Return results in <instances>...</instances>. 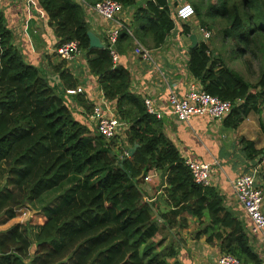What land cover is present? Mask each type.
Wrapping results in <instances>:
<instances>
[{
    "label": "trees",
    "instance_id": "1",
    "mask_svg": "<svg viewBox=\"0 0 264 264\" xmlns=\"http://www.w3.org/2000/svg\"><path fill=\"white\" fill-rule=\"evenodd\" d=\"M55 30L57 47L71 41L80 44L93 78L105 98L116 102L122 120L129 124L124 139L105 140L80 122L69 105L67 90L79 82L65 62L52 65L58 85L28 64L13 44L0 10V168L7 179L0 188V225L17 218L18 211L35 204L47 192L66 181L82 180L75 199L43 225L16 223L0 232V264H173L175 248L164 247L166 236L157 240L162 226L167 232L188 228L186 216L201 225V236L218 245L220 253L242 264H264L244 224L225 206L214 187L195 183L177 147L165 135L164 126L146 114L141 97L130 93L132 75L114 65L108 47L90 49L91 26L84 9L72 0H38ZM91 5L102 0H85ZM133 7L136 0H115ZM129 26L141 43L158 49L177 28L169 0H142ZM195 17H201L204 1L212 15L225 21L224 36L239 57L252 56L264 66V0H201L190 2ZM182 25H179V27ZM212 26L207 27L210 31ZM191 36L188 23L181 28ZM133 38L127 30L119 37L121 55ZM209 45L200 42L189 49L190 75L210 95L235 106L223 121L237 130L250 115L258 116L264 133V68L257 84L248 82L222 57L209 55ZM85 109L86 121L93 106L84 95L75 96ZM251 161L264 157V149L243 141ZM138 146L133 157L130 148ZM118 153H116V151ZM166 176L159 201L147 200L145 179L151 172ZM36 214L44 215L43 210ZM40 211V213H39ZM42 212V213H41Z\"/></svg>",
    "mask_w": 264,
    "mask_h": 264
},
{
    "label": "crops",
    "instance_id": "2",
    "mask_svg": "<svg viewBox=\"0 0 264 264\" xmlns=\"http://www.w3.org/2000/svg\"><path fill=\"white\" fill-rule=\"evenodd\" d=\"M72 1L79 4L77 0ZM169 1L171 7L172 4H174V7L175 5H181L178 4L179 0ZM142 4V0H136L135 6L125 7L120 22L130 26L135 12ZM174 7H172V12L175 17L177 12ZM0 10L4 14L6 28L13 33V44L23 55L25 61L41 71L47 70L48 72H45V74L48 73L47 77L49 76L51 80L57 76L52 65L61 62L57 57H52L51 50L57 45L58 41L54 33L55 30L50 26L48 16L40 6L39 1L2 0L0 1ZM85 15L92 31L105 42V32L108 25L95 13L85 12ZM175 19L178 26L188 23V21L177 20L176 17ZM34 36L41 37L45 45L43 48H38V45L34 42ZM187 40L191 42L190 36L183 34L180 28L176 29L164 46L158 49L151 47L156 63L150 65L134 57L130 46L126 53L120 56V65L127 68L132 75L130 93L141 97V99L151 95L159 103L165 104L172 91L184 93L189 86L199 85L198 81L189 73L188 63L191 45H186ZM200 42H203L202 37L199 38ZM72 66L73 68L70 69L74 77L86 80L85 85L90 99L94 101V98H99L101 90L98 83H96L97 81L95 82L91 75L87 59H79ZM71 106L73 108L72 103ZM73 109L76 118L80 122L86 120L84 118L85 109L82 110L78 106ZM87 122L84 123L88 124L89 122ZM161 122L164 126L165 135L177 147L182 159L204 163L219 160L223 163L221 166L215 167L212 186L216 187L224 197L226 208L244 224L246 231L254 239L253 246L255 250L264 260V241L259 236L250 234L251 222L246 217L232 188V182L235 178L256 172L257 183L264 193V157L251 161L243 143L244 140L253 142L255 149L261 151L264 149V139L258 140L255 137L256 135L252 136L254 129L252 130L253 125L250 122L248 123V119L237 130L227 129L224 127L223 122L214 123L206 117H196L188 124L178 123L169 117H165ZM90 127L93 132L96 131L93 126L90 125ZM222 166H225V168ZM4 171L0 168V188L7 179L6 170ZM148 177L150 178L149 182L144 183L147 200L151 202L159 201L160 208L164 211L166 208L163 206L165 203L162 202V192L167 187L165 183L166 176L164 173L154 171ZM186 218L188 228L178 231L179 235L175 239H171L168 235L163 243L164 247L178 250L176 257L168 259L169 263L217 264L219 257L222 255L218 245L208 244L206 234L201 236V231L204 230L207 223L204 222L201 225L189 215ZM33 220L38 225H43L47 218L44 215H38L36 218L34 216ZM18 222L16 218L0 225V232L7 231L13 226V223ZM170 234L174 236L175 231L170 232ZM161 239L158 238L157 240Z\"/></svg>",
    "mask_w": 264,
    "mask_h": 264
},
{
    "label": "built area",
    "instance_id": "3",
    "mask_svg": "<svg viewBox=\"0 0 264 264\" xmlns=\"http://www.w3.org/2000/svg\"><path fill=\"white\" fill-rule=\"evenodd\" d=\"M77 1L84 9V12L95 13L97 17L108 25L105 32L106 41L104 43L110 50L115 66L120 64V54L117 47L119 37L123 30H127L129 35L133 38L131 44L133 56L149 65L156 63L154 52L143 45V43L133 35L128 25H124L120 22V18L125 12V6L122 3L115 0H102L95 5H91L85 0ZM195 15V11L190 5H182L177 10V20L187 22L195 17ZM196 29L194 28V31ZM194 34L197 35V32L195 31ZM202 38L203 42L205 41L204 43H206L212 36L209 31L203 30ZM208 54L210 55L209 52ZM51 55L52 57H57L60 62H65L70 71V68H73L72 65L79 59H87L85 53L80 49V44L76 41L65 43L60 47H53ZM77 80L79 86L76 89L67 90V98L70 106L72 103L73 108L76 109V106H78L82 109L76 103L75 96H86L87 100L93 106V112L87 121L95 128L96 133L107 141L124 139L129 125L122 120L115 102L108 101L102 91L100 97L94 98V101H92L87 92V86L85 85L86 80L79 78ZM94 81L96 82L95 79ZM51 83H53V85H58V75L52 78ZM142 102L145 106L146 114L154 119L162 121L165 117H169L181 124H188L196 117H206L213 122H223L231 115L235 106L241 103V101L232 103L230 101H224L219 97L212 96L198 84L189 86L184 93L172 91L165 104L159 103L151 95L144 97ZM185 163L193 175L195 183L203 187L212 186L215 167L219 166L217 160L204 163L187 159ZM149 180L150 178L147 177L145 182H149ZM232 188L246 217L251 222L250 234L259 236L264 241V193L257 183L256 172L238 176L233 180ZM30 211V209L25 208L20 212H23V218L25 219L28 216L31 217L32 211ZM19 218L20 222H22V216ZM217 264L242 263L231 255L223 254L219 257Z\"/></svg>",
    "mask_w": 264,
    "mask_h": 264
},
{
    "label": "rangeland",
    "instance_id": "4",
    "mask_svg": "<svg viewBox=\"0 0 264 264\" xmlns=\"http://www.w3.org/2000/svg\"><path fill=\"white\" fill-rule=\"evenodd\" d=\"M200 1L201 0H192L190 2H200ZM188 2H189V0H179L178 4H181L180 6H182V5H185V6L188 5L189 6ZM173 5L174 4H172V7H174ZM206 5H207V3L204 1L203 12H202L201 17H195L193 19H190L188 21V24L191 25L192 29L197 28L195 31L197 32V35L199 36V38L202 37V31L203 30H206L207 27L212 26L210 31H209L212 38L206 42L209 45L210 55H212V54L214 56L219 55V57H222L223 60L228 64L229 67L238 71L248 82L252 83L253 85L257 84V82L259 81L260 75L262 73V70L264 68L263 62H261L259 60H255L252 58V56H249V55L242 58V57H239L237 54L233 53L231 51L230 39H227L223 34V31H225L227 29L225 21L222 20V18H219L218 15L210 14L206 8ZM180 6L175 5L174 10L177 12V10ZM175 17L177 18V15ZM182 27H183V25L180 27L177 25L176 29H179V28L181 29ZM34 42L36 45H38L39 49H41L45 46L43 41L41 40L40 36H34ZM186 43H187L186 45L192 46V42H189L187 40ZM143 45H145L146 47L151 49V47L149 45H146V44H143ZM45 72H48V71L44 70L43 73L45 74ZM47 74H45L46 77H47ZM83 122H87V121L85 120ZM249 122L251 123V125H253L252 130L254 129L253 130L254 134L252 136L256 135L255 137L258 140L264 139V133L259 126L258 116L254 115V114L250 115L248 118V123ZM214 123H216V122H214ZM87 126H89V128H91L89 123L87 124ZM219 138H221V137H219ZM244 149H246V148H244ZM115 151H116V153H118L117 150H115ZM218 163L220 166H221V164H223L219 160H218ZM222 167L225 168V166H222ZM2 170H3V172H5L4 171L5 169L3 167H2ZM5 175H6V173H5ZM81 187H82V180L81 179L73 178L72 180H68L65 182V184H63V188L61 185L60 187L45 193L40 198V200L35 204L34 207L37 210H40V211L43 210L42 212H43L44 216H46V218H49V217L61 212L68 204H70L72 201H74L76 192ZM143 188L145 189L146 186H143ZM35 208H34V210H35ZM21 210H23V209H21ZM20 211H18V216H17V220L19 221L18 223H24V224L25 223H31V225L34 227L36 225H38L35 222V220H33L32 217L35 216V218H36L39 214H35V213L30 211L31 217L28 216L27 218L24 219L23 218V212L21 213ZM40 211H39V213H40ZM20 216H22V222H20V218H19ZM13 225H15V223H13ZM159 227H160V229H159L160 231L157 234V239L162 238L164 235L166 236L165 240L167 239L168 235H170L171 239H175L179 235L178 230H176L174 236H172L169 232L166 231V229L164 227H162V226H159ZM176 233H177V235H176Z\"/></svg>",
    "mask_w": 264,
    "mask_h": 264
},
{
    "label": "water",
    "instance_id": "5",
    "mask_svg": "<svg viewBox=\"0 0 264 264\" xmlns=\"http://www.w3.org/2000/svg\"><path fill=\"white\" fill-rule=\"evenodd\" d=\"M88 38L90 41V49H97V50H103L106 48V45L104 41L92 30L88 32ZM190 41L192 42L191 49H195L199 45V37L196 34H192L190 36ZM138 146H135L134 148H130L128 151V157L131 158L137 151ZM28 209H30L33 213L36 214V211L32 210L31 206H28ZM34 215V214H33Z\"/></svg>",
    "mask_w": 264,
    "mask_h": 264
}]
</instances>
